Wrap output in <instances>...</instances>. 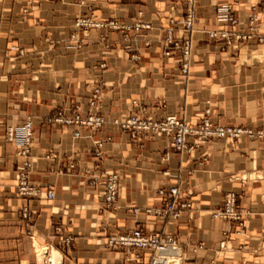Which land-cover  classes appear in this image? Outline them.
<instances>
[{
    "label": "crops",
    "instance_id": "obj_1",
    "mask_svg": "<svg viewBox=\"0 0 264 264\" xmlns=\"http://www.w3.org/2000/svg\"><path fill=\"white\" fill-rule=\"evenodd\" d=\"M226 1L196 0L191 73L185 77L181 52L164 45L170 18L184 16L170 11L174 0H0V264H40L42 246L61 251L64 264L148 262L149 251L106 246L109 236L137 225L177 239L181 264H264V142L187 137L193 148L181 153L170 137L135 140L111 125L143 112L175 115L191 127L209 118L215 125L264 128V42L229 45L209 36L214 30L248 31V18L262 0H242L236 29L216 19L217 6ZM79 18L121 28H79ZM137 24L151 29L136 32ZM259 29L264 35V25ZM101 81L102 129H82L84 138L75 139L72 129L47 122L60 107L88 111L91 88ZM27 116L34 119V139L25 158L6 133ZM107 137L98 161L93 142ZM27 163L29 184L42 190L37 197L18 194L20 168ZM101 171L118 172L122 180L114 210L106 211L101 201L103 180L91 185ZM174 186L180 203L191 205L182 218L149 214L164 204L158 191ZM229 192L248 212L244 228L211 215ZM24 208L33 213L30 220ZM69 236L67 249L62 240Z\"/></svg>",
    "mask_w": 264,
    "mask_h": 264
},
{
    "label": "built area",
    "instance_id": "obj_2",
    "mask_svg": "<svg viewBox=\"0 0 264 264\" xmlns=\"http://www.w3.org/2000/svg\"><path fill=\"white\" fill-rule=\"evenodd\" d=\"M145 1V0H140ZM170 7L171 12H184L183 19L178 21L175 18H170L169 28L166 29V38L164 45L166 48L174 47L182 54L180 62L181 73L185 77H189L191 73V62L193 57L194 42L193 34L195 32L194 20L196 11V0H174ZM245 5L242 0H227L226 3L219 4L216 9V19L220 23L230 25L233 28L241 27V17L237 14L239 9ZM260 10H254V13L248 18V31L227 30L209 31V36L213 40L224 41L231 45L237 42L249 43L256 39L258 43L264 42V35H259V25H264V0L259 4ZM77 27H109L111 29L121 28L116 22L110 21L107 24L94 23L88 18H79L76 21ZM178 28V29H177ZM141 29H151L150 24H137L134 27L136 32ZM178 30V34L175 31ZM166 55H169L167 52ZM104 66V65H103ZM105 83L99 82L91 88L92 98L89 100V110L84 111L79 105L71 108L60 107L47 118L49 124H56L72 129L75 139L84 138L82 129L88 131H96L102 129L107 120L100 112V101L103 97ZM137 106V103L135 102ZM209 114V111H206ZM111 125L123 134L128 135L132 139H139L147 135H165L172 140L173 147L183 153L190 152L193 147L187 148L186 138L195 137L198 141H206L213 139L230 138L235 142H239L243 137L250 140H259L264 142V128L251 129L246 127H230L215 125L209 118H205L203 123L198 127H191L185 121L178 119L175 115H167L162 118H154L144 114L143 112H134L122 119H113ZM9 141H15L17 144V155L19 157H28L31 154L33 139H34V119L32 116H27L17 127H8L6 133ZM111 141L110 137L99 139L93 142L92 153L94 157L100 161L104 154V148ZM32 169V164L27 163L20 168L18 175L19 185L18 194L20 197H37L42 193L38 187H33L29 184V171ZM86 174H91V171L85 170ZM97 178L103 180V194L101 201L105 210L116 209L118 200L121 195L122 180L118 172L101 171L97 175L93 174L91 185H95ZM158 194L165 197L162 207L148 209L147 212L161 218L180 219L186 209L191 205L187 202L180 203V188L177 186L170 187L168 190L160 189ZM47 199L53 200L55 194L53 191L46 193ZM239 195L235 192H229L224 196L222 205L211 212L214 219L223 220L232 225L245 227V216L247 210L238 205ZM32 212L28 208H24L23 216L30 220ZM31 231L28 235H32ZM73 238L65 237L62 244L65 248L71 247ZM108 248H124L130 251H149L150 257L148 262H140V254L136 255L135 261L138 264H169L171 259L181 257V245L177 239L163 233H147L141 227H137L128 233L109 236L106 243ZM225 244H222L224 248ZM54 247H50V251ZM199 246V249H202ZM39 255V252L37 256ZM38 259V258H37ZM173 263H175L173 261ZM39 264V260H38ZM42 264H54L49 260L43 261ZM64 264V258L62 263ZM181 264V263H180Z\"/></svg>",
    "mask_w": 264,
    "mask_h": 264
},
{
    "label": "bare ground",
    "instance_id": "obj_3",
    "mask_svg": "<svg viewBox=\"0 0 264 264\" xmlns=\"http://www.w3.org/2000/svg\"><path fill=\"white\" fill-rule=\"evenodd\" d=\"M50 247L47 246H42L40 249H39V259H40V264L43 263V261L45 260H49L51 261L52 263L54 264H60L62 263L63 261V254L60 252H58L55 248H53L52 251L49 250ZM62 254V255H61ZM173 261L175 263H173ZM182 261V258L181 257H178L176 259H171L170 263L169 264H180Z\"/></svg>",
    "mask_w": 264,
    "mask_h": 264
},
{
    "label": "rangeland",
    "instance_id": "obj_4",
    "mask_svg": "<svg viewBox=\"0 0 264 264\" xmlns=\"http://www.w3.org/2000/svg\"><path fill=\"white\" fill-rule=\"evenodd\" d=\"M45 247H46V246H45ZM56 250H57V249H56ZM57 251H58V250H57ZM58 252H59V251H58ZM60 252H61V251H60ZM60 252H59V253H60ZM61 255H62V254H61ZM62 256H63V255H62Z\"/></svg>",
    "mask_w": 264,
    "mask_h": 264
}]
</instances>
